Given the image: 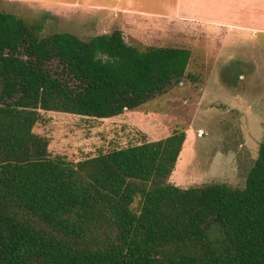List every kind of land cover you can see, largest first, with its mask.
I'll use <instances>...</instances> for the list:
<instances>
[{
	"label": "trees",
	"instance_id": "1",
	"mask_svg": "<svg viewBox=\"0 0 264 264\" xmlns=\"http://www.w3.org/2000/svg\"><path fill=\"white\" fill-rule=\"evenodd\" d=\"M40 31L0 12V264H264V137L242 188H182L169 178L183 129L77 162L33 132L40 111L138 109L185 76L191 50Z\"/></svg>",
	"mask_w": 264,
	"mask_h": 264
},
{
	"label": "rangeland",
	"instance_id": "2",
	"mask_svg": "<svg viewBox=\"0 0 264 264\" xmlns=\"http://www.w3.org/2000/svg\"><path fill=\"white\" fill-rule=\"evenodd\" d=\"M47 1V7L55 13L21 0H0V12L14 14L29 25L40 24V37L71 32L88 39L84 38L87 32L80 27L77 14H68L67 9L53 4L58 0ZM173 4L174 0H166L162 10H157L161 7L158 1L136 0V12L131 17L134 23L123 37L138 49H190L192 55L183 78L138 109L112 118L40 111L33 132L47 140L50 156L77 162L113 149L163 139L183 129L184 145L169 181L182 188L209 183L242 188L264 137V0H246L232 6V19L238 17L236 22L240 24L217 31L216 39L201 41L187 38L186 33L172 41L163 32L162 19L137 12L167 13ZM104 33L107 31L91 36ZM132 206L135 208L137 203ZM208 235L214 239L221 230L211 222Z\"/></svg>",
	"mask_w": 264,
	"mask_h": 264
},
{
	"label": "crops",
	"instance_id": "3",
	"mask_svg": "<svg viewBox=\"0 0 264 264\" xmlns=\"http://www.w3.org/2000/svg\"><path fill=\"white\" fill-rule=\"evenodd\" d=\"M21 1L22 3H34L38 7L53 11L49 6L47 7L50 4V1L47 0ZM151 1H158L161 7L157 10H162V5L166 4V0ZM241 2L245 3L246 0H174V4L167 13H162V11H160L161 13L153 11L147 13L139 10L137 12L141 16L162 19L163 32L167 33L166 35L172 41L183 37V33L188 35L187 38L201 41L216 39V35H219L216 33L217 31L230 28L235 23L240 24L236 22L239 20L238 17L236 20L232 19L230 11H232V6H239ZM53 4L67 9L68 14H77L80 27L87 32L84 38L101 35L91 36L95 32H104L105 30L108 33L114 29H119L123 34H126L127 27L134 23L131 17L136 12L134 8L136 0H78L77 2L58 0ZM251 14H255V12ZM99 25L101 30H97ZM147 30L151 32V30Z\"/></svg>",
	"mask_w": 264,
	"mask_h": 264
}]
</instances>
